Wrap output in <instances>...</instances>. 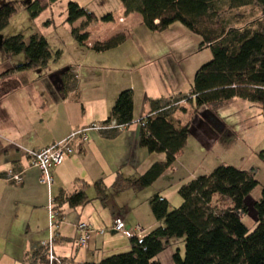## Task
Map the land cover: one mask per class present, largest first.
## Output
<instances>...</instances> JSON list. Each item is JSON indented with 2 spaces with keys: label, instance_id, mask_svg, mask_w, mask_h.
I'll return each instance as SVG.
<instances>
[{
  "label": "crops",
  "instance_id": "1",
  "mask_svg": "<svg viewBox=\"0 0 264 264\" xmlns=\"http://www.w3.org/2000/svg\"><path fill=\"white\" fill-rule=\"evenodd\" d=\"M83 8L93 10L89 5ZM113 9L124 11L119 4L105 10L100 8V13L115 14ZM76 22L81 26L84 19ZM93 24L86 28L88 34L89 30L92 33ZM119 24L124 26L121 29L113 26L107 31L100 26L102 31L94 36L93 42L87 41V47L76 43L71 36L74 55L63 67H54L55 61L50 60L45 68L18 71L16 67L25 63V56L4 53L0 42V264H44L40 253L45 254L49 264L47 247L42 245L49 241L52 254L63 264L98 263L126 253L130 250L131 237L114 231V220L122 219L132 237L142 238L161 225L151 213L150 198L157 194L168 201L184 181L197 177L191 174L175 182L183 153L151 186L140 191L115 189L117 181L134 180L153 164L164 163V154H151L140 147L139 122L149 114L151 101L190 98L191 77L184 76L187 83L184 87L180 76L182 56H193L200 44L198 38H193L178 23L152 34L138 14L119 18ZM136 27L138 32L134 31ZM121 33L127 34V38L118 47L101 53L90 49L95 42ZM148 37L151 44L143 40ZM187 52L189 55H185ZM67 68H71L74 81L71 91L65 94L61 73ZM166 76L170 81H166ZM126 89L133 92L132 122L126 127L89 131L84 143L79 139L74 141L73 153L51 170L52 184L42 183L38 169L31 165L29 153L64 140L71 132L93 124L102 125L110 116L117 96ZM173 106V118L183 126L188 124V111L200 116L202 109L196 110L188 99ZM255 116L256 125L264 123L259 106ZM199 124L207 130V124L202 121ZM114 128H119L118 132L107 136ZM205 130L203 137L215 136L212 129ZM190 137L198 140L195 156L202 153V147L208 143L199 138L192 125ZM11 174H20L21 183L12 181ZM160 181L167 183L156 186ZM99 182L105 188L103 196L95 188ZM167 188L173 190L166 193ZM80 189L87 196L85 204L75 208L66 203L56 204L61 192L68 195ZM248 199L255 201L251 196ZM169 209H173L170 203ZM51 211L57 215V227L51 226ZM81 223L90 226L89 239L84 246H77V226Z\"/></svg>",
  "mask_w": 264,
  "mask_h": 264
},
{
  "label": "trees",
  "instance_id": "2",
  "mask_svg": "<svg viewBox=\"0 0 264 264\" xmlns=\"http://www.w3.org/2000/svg\"><path fill=\"white\" fill-rule=\"evenodd\" d=\"M58 0H32L25 6L31 18L38 17ZM125 15L138 14L143 25L151 32L161 33L178 23L201 39L199 49L208 48L211 60L194 74L189 97L150 102V112L140 120L139 145L149 153L164 154V163L153 164L143 175L134 180H120L117 190H143L151 186L183 153L190 135V124L181 125L174 120L173 104L188 99L197 110L214 107L235 99L259 106L264 121V0H118ZM257 6L262 19L242 27H230L221 18L224 9L237 10ZM16 12L12 3L0 6V33L7 27ZM84 19L80 27L72 28L76 43L87 47L88 25L94 21L112 22V14L97 19L76 2L67 4V22L74 24ZM127 34L112 36L106 41L95 42L90 49L106 52L121 45ZM1 49L10 56H25V63L16 70L45 68L50 60L56 61L47 40L33 34L26 41L15 35L1 41ZM63 92L72 89L74 76L71 68L61 73ZM133 92L123 90L117 96L110 116L103 125L114 123L126 127L132 122ZM119 128L109 130L115 135ZM258 182L249 171L220 165L210 174L198 176L178 189L182 203L169 209V203L159 195L149 200L154 218L160 226L142 238H130V250L112 255L98 263L88 264H160L155 258L161 254L171 238H183L184 255H173L174 264H264V188L260 198L252 203L256 227L249 232L242 216L248 214L247 199ZM99 195L105 188L96 183ZM227 199L225 208L214 205L213 198ZM57 205L66 203L75 208L87 202L83 189L73 194L61 192L55 199ZM42 257V258H41ZM44 259L45 254L40 253ZM46 262V263H45Z\"/></svg>",
  "mask_w": 264,
  "mask_h": 264
},
{
  "label": "rangeland",
  "instance_id": "3",
  "mask_svg": "<svg viewBox=\"0 0 264 264\" xmlns=\"http://www.w3.org/2000/svg\"><path fill=\"white\" fill-rule=\"evenodd\" d=\"M31 1L32 0H0V6L6 3H12L16 9L7 27L0 33V42L15 35H22L27 41L31 35L35 33L39 34L47 40L53 57H55L56 53H59L53 65L54 67H63L67 65L69 62H67V60L74 55L71 48V29L80 27V22H76L72 25L67 22L68 2H76L82 8L83 6H91L93 10L91 11L87 8V11L94 13L96 18H101L109 14L107 12L104 14L100 13V8L105 10L108 6L115 7L120 4L118 0H58L38 17L31 18L29 13L25 10V6ZM113 11L115 10L113 9ZM113 13L115 14H112V22L94 21L93 26H91V34V30H89V42H93L94 36L102 31L101 27L106 28L107 31L113 26H119V29H121L124 25H127L128 22L124 25H118V19L125 17L124 11H115ZM221 18H223L230 27H242L262 19V15L257 6H252L237 10L224 9L221 12ZM138 30L139 28L136 27L134 31L138 32ZM147 31L150 32L148 29ZM150 34H152V32ZM192 37L195 39L198 38L199 42H201L198 36L193 34ZM149 38L150 37H148V39L143 38V40L151 44V39ZM191 43L192 40L189 44ZM195 48H197V50L193 52L194 55L190 57L186 56L188 58L187 60L184 55L182 56L181 71L183 73L180 74V76H182L183 80L184 76L191 77L189 81L192 80L196 71L211 60L210 49H199V46ZM185 55H189V53L187 52ZM171 57L172 56H167L169 59ZM173 68L178 71L177 68ZM166 77V81H170L168 76ZM182 83L184 87L187 84L185 80ZM257 108V105L235 99V101H230L214 107L204 106L201 109L200 116L197 115L198 117L195 116V111H188L187 123L193 126L199 138L205 139L208 145L207 147L203 146V152H199L195 156V148L198 147V140L194 137L189 138L186 143L187 148L183 150L184 155H181L183 159L181 162L178 161L182 166H180L176 173V178L174 177L175 182L191 174L197 177L208 175L220 165L231 166L252 173L258 185L251 192L250 196L255 198V201L259 200L261 190L264 188V123L261 125L255 124L258 122V118L255 116ZM200 121L207 124V130L202 126H198L200 125ZM178 123L180 124V122ZM202 129H204L205 132L212 129L215 136L211 133V139L206 138V136L203 137L204 130L202 131ZM187 181L188 180L184 181L183 184L187 183ZM166 183L160 181V183H158L159 185L156 186L165 185ZM172 190L173 189L167 188L166 193ZM168 201L173 209L180 206L181 198L178 195V190L174 191V194L172 193V195L168 197ZM213 203L221 208H225L229 205L227 199L220 198L219 196L213 198ZM246 203L248 205V214L242 216L241 220L248 231L252 232L256 227L255 213L252 209L253 202L248 199ZM175 253H179L180 257H183V238H171L166 244L164 251L155 259L159 261L160 264H174L173 255Z\"/></svg>",
  "mask_w": 264,
  "mask_h": 264
},
{
  "label": "built area",
  "instance_id": "4",
  "mask_svg": "<svg viewBox=\"0 0 264 264\" xmlns=\"http://www.w3.org/2000/svg\"><path fill=\"white\" fill-rule=\"evenodd\" d=\"M111 126L115 127L116 125L114 123L108 126L103 124H93L89 127L71 132L67 136V138L56 144H53L48 148H43L36 152H30L29 155L31 157V165L38 169L40 173V181L48 185L52 184L53 180L51 170L61 165L65 158L73 153L72 143L74 141L79 139L81 143H84L87 140V133L89 131H105L110 129ZM10 179L16 184H20L22 177L20 174H11ZM56 218V213L51 211V220H53L51 226L57 227L58 222L56 221ZM77 230L79 236L76 239V245L84 246L89 239L90 226L88 224L81 223L77 226ZM113 230L123 234L128 238L132 237V234L129 231H126L125 224L120 218L114 220ZM42 245L47 247V258L49 264H63L62 262L57 261L54 255L52 254L51 241H49L47 244L43 243Z\"/></svg>",
  "mask_w": 264,
  "mask_h": 264
}]
</instances>
